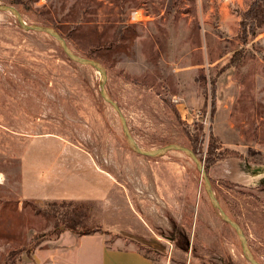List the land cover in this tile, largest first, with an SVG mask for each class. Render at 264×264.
Returning a JSON list of instances; mask_svg holds the SVG:
<instances>
[{
  "label": "rangeland",
  "instance_id": "374dc122",
  "mask_svg": "<svg viewBox=\"0 0 264 264\" xmlns=\"http://www.w3.org/2000/svg\"><path fill=\"white\" fill-rule=\"evenodd\" d=\"M0 4L103 65L142 149L189 147L197 133L193 152L264 264V0ZM102 81L50 33L0 10V264H62L76 232L65 215L78 233L99 227L159 264H252L195 161L181 149L137 152ZM63 199L75 202L68 214L46 210Z\"/></svg>",
  "mask_w": 264,
  "mask_h": 264
},
{
  "label": "water",
  "instance_id": "95a60500",
  "mask_svg": "<svg viewBox=\"0 0 264 264\" xmlns=\"http://www.w3.org/2000/svg\"><path fill=\"white\" fill-rule=\"evenodd\" d=\"M0 10H10V11H12L16 15V17L18 18V21H19L20 25L26 30H37V31H44V32L50 33L53 37L56 38V40L58 41L60 46L63 48V50L67 54V56H69L72 60H74V61H76L78 63H81V64H87V65H91V66L100 68V70L102 72V80H103L102 84H101L100 93H101L102 97L106 101H108L109 103H111L112 105H114L116 107V109H117V111L119 113L121 122H122V127H123V130H124V133L126 135V138H127L128 142H129V144L137 152H139L141 154H144V155L155 156V155L163 154V153H165V152H167V151H169L171 149H181L187 155H189L195 161L197 167L199 168V170L202 173V176H203V179H204V182H205V186H206V189H207V191L209 193V197H210V200H211V203H212L213 207L216 210H218L221 218L225 222L229 223L235 229V231L237 232L238 236L241 238L243 251L246 254V256L249 259V261L252 264H261L256 259H254L253 256L250 255L248 242H247L246 236L244 234V231L240 227L239 223L236 220L232 219L229 216V214L225 211L223 206L220 204V202H219L214 190L212 189V186H211V183H210V180H209V176H208V173H207V170H206V167H205L203 161L198 158V156L193 152V150L191 148H189L187 146H184V145L172 143V144H168L166 146H163V147H160V148L154 149V150L142 149L136 143V141L134 140V138H133V136H132V134H131V132L129 130V127H128L125 119H124V116H123L120 108L118 107L116 101H114L112 98L109 97V95H108V93H107V91L105 89V81H106V78H107V74H106L105 68L103 67V65L99 61H97L95 59H92V58H87V57H84V56H80L77 53H75L70 48V46L68 45L67 40L54 27L41 25V24H28L25 21L21 11L17 7L12 6V5L0 4Z\"/></svg>",
  "mask_w": 264,
  "mask_h": 264
},
{
  "label": "crops",
  "instance_id": "0c3cea01",
  "mask_svg": "<svg viewBox=\"0 0 264 264\" xmlns=\"http://www.w3.org/2000/svg\"><path fill=\"white\" fill-rule=\"evenodd\" d=\"M103 177L102 174H98ZM62 264H159L138 248H123L107 241L106 231L87 234L70 232ZM47 256V254H45Z\"/></svg>",
  "mask_w": 264,
  "mask_h": 264
},
{
  "label": "trees",
  "instance_id": "16d2710c",
  "mask_svg": "<svg viewBox=\"0 0 264 264\" xmlns=\"http://www.w3.org/2000/svg\"><path fill=\"white\" fill-rule=\"evenodd\" d=\"M190 141H191V145L189 146L191 149H194L197 142H198V137H197V133L195 135H193L192 137H190ZM75 202L74 200L70 199H63L62 201H50L47 205L46 210L50 213H52L54 216H59L62 212H64L65 214L69 213L73 208H75ZM63 220H65V224H66V229H70L72 231H76V233H78V228L76 227V225L68 223V221H66V215L63 216ZM60 223L58 222V220L54 221V227L58 228V230H60L59 232L62 233L65 229L64 228H59ZM99 227H96V229H84L82 231V233H78V234H87V233H92L96 230H98ZM59 233V234H60ZM35 247V246H34ZM142 250V249H141ZM145 255H147L146 253H144ZM148 256V255H147Z\"/></svg>",
  "mask_w": 264,
  "mask_h": 264
},
{
  "label": "built area",
  "instance_id": "2783aa9c",
  "mask_svg": "<svg viewBox=\"0 0 264 264\" xmlns=\"http://www.w3.org/2000/svg\"><path fill=\"white\" fill-rule=\"evenodd\" d=\"M137 12H135V14H136Z\"/></svg>",
  "mask_w": 264,
  "mask_h": 264
}]
</instances>
